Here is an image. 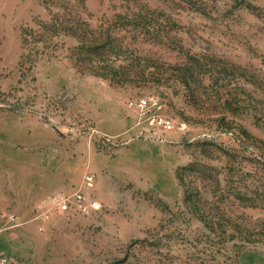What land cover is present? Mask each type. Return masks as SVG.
<instances>
[{
    "label": "rangeland",
    "instance_id": "rangeland-1",
    "mask_svg": "<svg viewBox=\"0 0 264 264\" xmlns=\"http://www.w3.org/2000/svg\"><path fill=\"white\" fill-rule=\"evenodd\" d=\"M25 157L105 191L79 264H264V0H0V176Z\"/></svg>",
    "mask_w": 264,
    "mask_h": 264
},
{
    "label": "crops",
    "instance_id": "crops-1",
    "mask_svg": "<svg viewBox=\"0 0 264 264\" xmlns=\"http://www.w3.org/2000/svg\"><path fill=\"white\" fill-rule=\"evenodd\" d=\"M27 160L29 161V158L25 157L22 164L8 163V174L0 176L1 211H11L16 215L14 221H1L6 224L1 230L7 232L6 238L0 236V239L5 238L7 243L2 246L0 241V253L17 254L27 264L85 263L87 256L79 257L80 251H86L82 249H85L86 242H91L90 239L94 235L82 234L76 240L68 231L80 230L83 224H94L99 221V217L102 223H109L111 215L104 212L102 202V199L105 200V191L100 186L97 187V181L94 189L84 185L83 189L96 197L101 203V208L93 209L87 214L62 211L59 208L60 199L81 189V183L85 181L86 167L81 166L77 170L70 166V169L63 173L62 169L57 170V165H54L32 176L28 172L30 163L25 162ZM17 165L25 167L22 173L15 171ZM44 173L51 179L44 182L38 179V176ZM87 173H93L96 179L94 172ZM64 229L67 231L64 232Z\"/></svg>",
    "mask_w": 264,
    "mask_h": 264
},
{
    "label": "built area",
    "instance_id": "built-area-1",
    "mask_svg": "<svg viewBox=\"0 0 264 264\" xmlns=\"http://www.w3.org/2000/svg\"><path fill=\"white\" fill-rule=\"evenodd\" d=\"M158 102H148L146 99H142L138 104V109L140 110L141 117L153 129H173L178 127L179 129H185L187 124L185 122H176L172 117L167 115H160L153 111L150 106H157ZM155 112V113H154ZM85 187L89 189H94L96 186V179L93 173H87L85 175L84 181ZM59 208L62 211L68 212L70 214L90 213L93 209H100L101 203L96 199L93 194H89L83 188L78 189L69 196L62 197L59 201ZM16 215L11 211H1L0 219L9 221H14ZM0 264H27L25 261L19 259L15 255L0 253Z\"/></svg>",
    "mask_w": 264,
    "mask_h": 264
}]
</instances>
